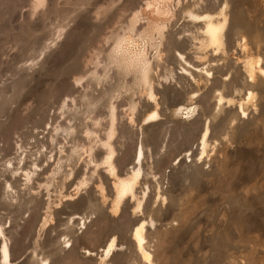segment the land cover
<instances>
[{
  "label": "rangeland",
  "instance_id": "374dc122",
  "mask_svg": "<svg viewBox=\"0 0 264 264\" xmlns=\"http://www.w3.org/2000/svg\"><path fill=\"white\" fill-rule=\"evenodd\" d=\"M179 1L146 47L150 100L108 57L144 0H0V264H264V0ZM190 14L225 19L220 48ZM244 58L260 60L252 81ZM94 123L103 141L113 125L117 176L141 165L114 213Z\"/></svg>",
  "mask_w": 264,
  "mask_h": 264
},
{
  "label": "bare ground",
  "instance_id": "6f19581e",
  "mask_svg": "<svg viewBox=\"0 0 264 264\" xmlns=\"http://www.w3.org/2000/svg\"><path fill=\"white\" fill-rule=\"evenodd\" d=\"M174 1L177 4L176 6L180 5V4H178V2H180L179 0H144V3H142L143 6L141 8H139V10H137L136 12L133 13L132 19L130 21L128 20L129 24H128L127 28H128L129 32H126L128 35H126L124 33V34H121V36L116 37L113 40L112 47H111V49H109V52H108V57L110 59V62L115 66V68L117 70L121 71L122 73H124L125 75H128V74L132 75L133 80L136 82V84L142 86L143 90L145 89V91H146L145 95L150 100H153L152 87H151V83H150V72H151L152 63L149 60V58L147 57L148 54H146V51H147L146 47L154 49L155 50L154 52L156 53V55L160 51V49L158 51V46L159 45L162 46L160 44V42L164 36L163 33L165 31L166 26H168V22H170L172 20L173 12H174V7L172 8L169 5ZM139 16H144L145 20H144V22H142L143 24H142L141 29L136 31V30H134V26H135V23L137 22V20H139L138 19ZM130 17H131V15H130ZM190 17H192L195 20H198L201 23L202 22L205 23L204 24V34L207 38L206 40L208 42L209 47H212L215 49L220 48L219 46L221 45V40H222L221 37H223V36H221V33L224 29V25L226 22L225 19L223 20L222 23H218V22L212 21V17H210V15L196 16V15L190 14ZM163 40H164V38H163ZM135 41L137 42L136 44H135ZM111 42H112V40H111ZM242 48L244 49V46H242ZM152 61H153V58H152ZM259 62H260L259 59L255 60L254 62H252L251 60L246 59V58H244L242 60L241 59L237 60V63L242 64V66L244 67V71H246L249 81L253 80L255 72H261L262 71L260 69V67H258ZM205 74L210 75L207 72ZM143 93H144V91H143ZM249 95L250 94H248V96ZM222 100H223V98L219 96L218 97V103H221ZM222 104H220V105H222ZM181 111L184 112L183 114L188 115L193 111V108H190V107H178V108H176V112L179 113ZM241 114L244 115L243 112H241ZM109 115H110L111 122H114L115 114H114V108H113L112 104H111V107L109 108ZM158 119H159V115L157 114L156 110H153L145 116V118L142 120L141 123L144 126L145 123H149V122L151 123V122L156 121ZM130 122H132V121H130ZM99 125H98V127H99ZM112 127H113V125H111V127L109 128L106 139L104 141L99 139L100 137L98 138V136H100V135H98V133L96 131L97 130L96 129L97 123H94V130L93 131H89V130L85 129V131L83 133H84V136L88 140L90 138H93V140H94L93 142H98L100 144V146H102L104 149H106V153H105L104 157L102 158L101 164L104 165L107 173L112 178L111 179L112 180L111 186H112V189L114 192V198H113L112 203H111V211L114 213V212H117L119 210V207L125 198H129L130 200H133L134 197H136L135 196L136 191L134 192V188L137 185V183H138V181L142 175V172H141V168H140L141 165L139 166V164H138L134 168H131L130 171H128L125 175L117 176L114 164L112 163L113 162L112 157H113L114 152H113L112 146L110 145V142H109L111 137H112V133H113ZM206 128H207V126H206ZM206 135H207V130L205 129V131L202 135V139H201V145L202 146H204L206 144L204 141V138ZM89 146H91V145H89ZM103 151L105 152V150H103ZM90 152H91V147L90 148L86 147L82 154H85V156H86L85 158L87 159V156L89 157ZM202 153H204L203 148H202ZM142 156H143V151H142V148L140 147V149L138 150L137 156H136L137 160H139ZM91 157H92V155H91ZM83 158H84V156H83ZM81 161H83V159ZM104 172H105V170H104ZM28 173H25L26 179H27ZM110 177H108V178H110ZM69 178H71V177H69ZM83 182H85V181H83ZM77 185L78 184H76L75 186H77ZM80 185H83V184L80 182ZM100 190H101V188H100ZM101 194L102 193H100V195ZM73 195H75V194H73ZM66 196H64L65 200H66ZM64 197H63V201H64ZM73 198H74V196H73ZM69 201H71V200H69ZM61 202H62V200H61ZM133 202H134V200H133ZM135 203H136L135 204L136 209H139L141 206V202L138 201V199H137V202H135ZM134 211H136V210H134ZM144 227H145V222H141L138 226H136L134 228V230L132 231L131 239L133 240L140 257L143 260L149 261L151 255H150V253H148L143 248ZM0 236H3L1 228H0ZM1 238H3V237H1ZM113 247H114V239H111L109 241V243H107V247L103 253L104 256L108 255V253L111 251V249ZM106 257H108V256H106ZM0 258L2 260L1 262L8 261V259H9L7 245L3 240H2V243L0 245Z\"/></svg>",
  "mask_w": 264,
  "mask_h": 264
}]
</instances>
